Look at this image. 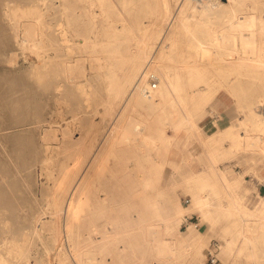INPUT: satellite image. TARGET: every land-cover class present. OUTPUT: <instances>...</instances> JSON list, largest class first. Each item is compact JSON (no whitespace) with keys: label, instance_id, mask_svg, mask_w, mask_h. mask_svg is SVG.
Returning a JSON list of instances; mask_svg holds the SVG:
<instances>
[{"label":"bare ground","instance_id":"bare-ground-1","mask_svg":"<svg viewBox=\"0 0 264 264\" xmlns=\"http://www.w3.org/2000/svg\"><path fill=\"white\" fill-rule=\"evenodd\" d=\"M52 1L54 2V0ZM177 1L178 0H152V2L151 0H140L139 2L138 0H70L68 5L63 3V5L59 6L58 8L56 7L57 11L58 12L60 11L59 14H57L58 17H56L59 19L58 28L61 32L60 34L61 39H63L65 42L66 41L69 42V40L72 39L71 41L72 43L71 44H69L70 42L67 43L66 57H64V55L63 56L60 55L61 57L58 56L59 58L57 59H60V61L57 60L58 62L55 63L49 60V58L52 59V57L56 55L53 54L55 50L53 45L55 43V39L57 38L53 34L52 36L55 37H52L53 39L52 42L51 43L48 42L49 34L45 30L46 24L44 25L45 22L43 21V16H42L43 12L41 13L40 9H36V8H29L24 11H17V9H15L13 11V16L18 20L30 19L29 23L28 22L27 24L24 23L26 27L23 30L25 31L26 37L25 38L23 36L22 37L24 38L23 39L24 41L28 42L29 47L35 50L37 54L36 56L39 59V68L43 71L44 69H47V74L44 75L42 72L37 79L41 82L38 83L42 84L41 86L43 90L48 91L46 90L48 88H51V90H53L55 87L57 89L58 87L56 85L58 84V80L56 79V75L59 74V72L63 71L64 73L62 76H64L65 74V77L68 78L66 80H71L74 82V84L69 85V87L67 88L68 93L70 94H67L68 96L67 95L65 96H67L69 100L70 99L69 95H72L73 97L71 96V100H75V102H77L75 104L78 105V101H81L80 99L81 94L83 95V93H86L85 87L89 82L87 79L86 80L88 82L82 80L83 71H86V69L88 68L87 60L93 61L94 59H100L101 58L100 54H103L105 59L104 65L106 66V68L107 69L116 68L120 71V77H118L119 75L118 73L112 79V83H111L112 93L110 94L111 96H109V99L105 101L106 103L103 106V110H101L103 120L104 118L109 117V122L107 124V127L100 134L99 125L96 122H94L95 119L91 120L88 123L83 124V126L85 127L84 132H81L80 136L73 143L74 156H75V159L73 158L74 164L71 168H69L66 171L63 181H66L67 178L70 177V175H71V179H69L67 185L66 182L65 183L60 182L59 184L57 183L54 191L53 192L50 191L51 193L48 192L50 194V198L48 202L49 205L48 214H51V216H55V214L61 213L65 215L67 220H71L75 208L77 209V207L82 204L83 194L86 193V190L88 188V183L91 180V177L94 175L96 168L100 165V163L102 162V158H104L106 154H112L115 157H117L118 159L117 164L121 165L122 167H130V163L135 165L136 163L132 161L124 163V161H122L119 155V152L121 150H126L128 147L130 148L134 147L137 144L136 142L143 138L146 142L153 143L157 139L156 136L157 133L160 132L162 129L166 128L169 122L177 117H180V120H182L179 122L182 125L183 131L186 129H190V130H195V132H197L199 129L200 135L204 136L207 140L208 139L218 140L220 139L219 138L220 135L226 134L230 136L229 148L232 152L250 151L257 154L259 153L260 158L264 160V114L257 112L251 103L247 105L249 109L248 115H246L245 118L241 117L238 119L239 125L237 127H234L231 124L225 126L224 128H218L214 132L208 134V133H203L202 128L201 127L198 128L195 121V116H197L198 113L200 114L205 112L209 108H214L213 105L210 106L206 104L207 100L210 97V94L213 92L212 84H210V80L208 77V74L211 70L227 69L230 70L231 72H237V74L238 73L246 74V76L249 77L246 88V91L248 92H250L251 90H253V88H255V86L257 85L256 84L257 79L264 81V17H262L263 13L262 10L260 9V4L261 3L264 4V0H216L214 2L202 5L198 8H193L188 0H180L181 1L180 4L182 7H179ZM143 6H147L148 8L143 9ZM52 9H53L52 11L54 12L53 6ZM120 9H124L125 12L124 15L121 13ZM142 9L143 12H141ZM42 11H45V9H42ZM49 12L47 13L49 14ZM44 14L45 13H43V15ZM64 17H65V21H64ZM216 19L223 20V25L219 28H217L218 26L216 28L211 26V24H213V22ZM54 22L56 23V21ZM132 27H134L137 30V34H134V32L130 31ZM201 29L204 30V37H199L197 34V32ZM127 30L130 31L131 38L135 39L134 43L128 42V40L126 39L128 37V35L125 33ZM182 36H184V38ZM180 37L183 38L182 39L183 42H181ZM181 43L186 45L188 53L186 56H182V58H179V54L182 53L183 50L180 48ZM47 44L51 47L47 48L48 47ZM57 53L59 52L57 51ZM91 65L94 68H99L100 66H103L102 63L99 62L93 64L91 63ZM40 69L39 71H41ZM151 73L154 74L156 78L155 86H157V80L159 82L158 91L150 93L151 98L153 97L151 101L153 105L157 107V109L154 110V112L150 117H145L144 115L141 114L139 116H135L132 113V110L134 108L133 100L135 99L136 96L146 95L147 93H149V91L152 90L151 89L152 81L150 80L149 77ZM34 80L35 79H33L32 81L33 83ZM65 83L66 82L63 83V86ZM2 86L4 85L1 84L0 87ZM262 87H264V84H262ZM189 88L190 90L192 89V93H190ZM88 92L90 91L88 90ZM51 95L48 97V99L50 100L47 101L49 104H47V102H42L41 100H37L35 102L33 101L31 106V104L28 102L32 110L34 109V113H33L34 116L37 115V117H39L38 119L42 120L46 118V114H48L50 117H53L55 114L58 115V113H60V110L58 109L59 108L58 105L60 102L58 101L57 97ZM65 96L63 95L62 98ZM84 98L86 99V97ZM7 100L9 101V99ZM193 100H197V104L195 105L193 104V106L191 107L189 104L194 103L192 102ZM82 101H84V99ZM256 101L260 102L262 101V98H257ZM26 102L27 101H23L22 104L24 105ZM89 103H91V101ZM82 105L84 104L82 103ZM82 105L80 107H82ZM194 106L195 108H197L195 112L191 110ZM25 109L28 112L30 111L27 108ZM78 109L79 108L77 107V111ZM198 110L201 111L198 112ZM24 114L26 115L27 113L24 112ZM51 120L50 122H53V118ZM30 122L32 121L30 120ZM50 122L48 127L43 128L42 133H40L42 140L46 143L45 144L43 142V144H45V148L49 147L48 142H50L51 139H56V128H54L52 123ZM33 132L32 133L28 132V135L29 133L33 135H35L34 134L35 132L38 133V131L36 130L34 133ZM9 134L7 133L8 138H9ZM12 141L14 142V140ZM24 141H26V139H24ZM13 142L12 144H14ZM26 142L25 144H27ZM33 142L35 141L33 140ZM5 143L6 142H4V144ZM211 159L213 163L210 168L212 174L218 172L223 180L224 185L230 187L231 181L229 182V175L232 172H230V170L228 169H221L218 164H214V162L215 163L218 162V159L216 157L214 158L213 152L211 155ZM263 169L264 166L260 165L257 166L256 170L254 171V174H256L259 177V181H264ZM0 170L4 171L2 169ZM5 172L8 171H4V173ZM47 173L50 176V178L53 177V173L51 172V170L48 169ZM3 177H0V180L3 179ZM190 178L193 179L192 177ZM116 181L124 193L123 201L120 202L119 218L123 220L122 223L124 224L126 222L128 223L133 222L134 218L131 214V209L128 207L125 201L126 197L128 198L131 192L129 194V191L121 184L120 180H116ZM197 181H198V177L197 175H195L194 183H190L191 185L194 184L195 188H190L188 190L191 196V200L188 206H184L182 205V203L175 200L173 203H170L165 206L164 208L165 213L163 214V212L161 211V207L158 206L157 204L158 201L156 199L151 200V208H150V212L152 214L151 217L159 221L158 223H161L171 236L170 238H157L155 236L156 235L155 233L154 234L155 237L152 236L150 238L151 240H153L152 242L154 243V244L152 243L153 246H151V244L150 246L156 249L155 250L154 248H152V250L154 249L155 251H157L159 255L162 256L163 255H167L169 257L170 255L175 256L179 253L180 254L182 253V249H184L188 245L190 240L194 241L195 248H197L198 245L204 242L202 232L200 231L199 228H196L194 224H188L187 227L185 228L186 230L181 231V229L179 228L180 218L184 213L194 211V212H198L201 215V218L205 224L213 225L217 217L215 215L214 208L216 209V212H219L222 215L239 214V213L245 214V216H241L240 218L241 222L238 223L236 226L233 227L232 225V226L224 227L223 233L228 239L227 245H230L229 243L230 241H232L231 236L233 234V229L237 230L238 231L237 234L243 239L241 245L239 246L240 251L245 246L250 247L254 243L255 235H250V233L248 234V232L246 231L248 229L250 231L251 229L259 230L258 235L261 236L262 242L264 243V194L259 195L258 204H256L252 208L245 205L242 199L243 196L236 194H233L234 196L231 201H224L220 197H216L215 201H213V198L209 196L210 195L209 183H207L204 180L203 176L200 177L199 182ZM8 182L9 181H7V183ZM4 183L6 184L5 181ZM10 183L11 181L9 182L10 186L16 185L13 184V182L12 184ZM6 189H8V187ZM6 189H4V191ZM2 190L3 187L0 184L1 194H2ZM12 190H14V188ZM140 191L143 192V190ZM14 192L15 190L13 191V193ZM9 194L12 193L10 192ZM1 197L3 199V196ZM9 197L13 198V196H9ZM99 201H102V198H100L99 195H96L94 197V203L95 202L99 203ZM1 202H3V200ZM9 202H11V200ZM8 204H6V206ZM18 204L20 203L18 202ZM2 206L0 208H2ZM6 206H4V208L6 212H8ZM12 207L15 206L12 205ZM40 207L41 210L42 205ZM8 210L10 211L9 208ZM13 213H15L14 210ZM45 213L47 212L45 211ZM8 214H6V217ZM1 216L3 215H0V217ZM35 216L36 215H34V217ZM12 217L10 216L9 218L11 219ZM39 217L40 215L38 216V219ZM13 219L15 218L13 217ZM13 219L11 220L13 221ZM51 219L53 221H50ZM51 219L49 221H46L45 219V222L42 221V224L46 225L47 227H50L49 224L51 225L53 224L50 222H54L53 217ZM249 220H251V222L252 220H254L255 222H253V224H250ZM27 221L29 222V217ZM144 221L145 219L139 218L138 222L136 221L135 222L139 224V226H141L140 223L142 224ZM243 221H246L245 222L246 224L243 223ZM111 223L112 225L110 229L106 227L105 228L101 227L100 225L95 223L91 224L88 235L83 236L81 240H79V234L75 238H72L70 244L71 247L69 248V251L63 250L62 245H60L59 242L58 243L55 242L57 243L56 250L58 257V260L56 262H58L59 264H73L70 261V257L72 258L73 254H75L76 256L77 245L83 243H87V245H89L92 248L91 250L93 251L95 249L97 251L107 250L114 252L118 257H120L123 247H121V244L119 243L127 238L124 247L130 246L132 245L131 239L133 236L131 232H128L129 228H127L126 226L120 228V224L115 219ZM15 224L17 226L18 222ZM12 225H14V223ZM22 225L24 224L22 223ZM146 226H148L149 231L151 230V232H148V234L153 235L152 230L154 227V223L147 224ZM13 228L12 230H14ZM35 228L36 227H34V229ZM12 233L14 234V231ZM95 235L100 236V238L98 237L95 239V237H97ZM141 235L143 234L141 233ZM39 236L38 239L40 238ZM2 238H4V235ZM12 243L11 245L7 244L10 245L8 249V253L15 252V254H17L21 252V251L17 252L19 250L18 248H20L18 244L17 245L15 244L13 246ZM72 252L73 254H71ZM7 256L9 257V255ZM20 256L21 257L19 256L18 257L19 259H21L22 264H27L25 262L26 260H23L24 255L22 254ZM89 259L92 260L93 258L90 257ZM194 259H195V253L192 254V261ZM7 260L5 257L2 256V253L0 252V264H8ZM51 263H53V261L50 262V264Z\"/></svg>","mask_w":264,"mask_h":264},{"label":"rangeland","instance_id":"rangeland-1","mask_svg":"<svg viewBox=\"0 0 264 264\" xmlns=\"http://www.w3.org/2000/svg\"><path fill=\"white\" fill-rule=\"evenodd\" d=\"M139 1L140 0H138V2ZM0 2H1L0 4V81H1L0 85L1 84L4 85L0 87V93H1L0 94V100H1L0 101V116H1L0 118L2 119V120L0 119V150H1L0 151V163H1L0 166L3 167L4 165V167L3 168L0 167V169L4 171H8L4 173V171L0 170V174L2 173L0 177H3V176L5 177V178L3 177L4 180L3 179L0 180V184L3 187L2 194L0 193L1 194L0 197L3 196V199L2 197L0 198L1 199L0 204L2 205L5 204L4 206H6V204L9 203L6 206L7 207L6 209L8 212H6L4 206L0 205V207L2 206V208H0V211H1L0 215H3L0 217L1 218L0 219V227H1L0 236L3 237L4 235V238L0 237V252L2 253V256L6 258V260L8 259L7 260L8 264H22L21 259H19V257H21L20 255L22 254L24 255L23 260H26L25 262L27 264L29 263L30 264H48V263L50 264V262L52 261L53 263L51 264H59L58 262H56L58 260L57 250H56V245L58 242L60 243V245H62L63 250L69 251V248L71 247L70 244H71L72 238H75L79 234V240H81L83 236L88 235L91 224L95 223V224L100 225L101 227H104V228L106 227L110 229L112 225L111 222L114 219L118 221V223L120 224V228H123L125 226L129 228L128 232H131L133 236L131 239L132 245L124 247V244L126 243L127 238L124 239V241L119 243L121 244V247H123V250L120 254V257L122 258L118 257L114 252L107 251V250L97 251L95 249L93 251L91 250L92 248L89 245H87V243H83V244L77 245L76 256L75 254H73V252L71 253L73 254L72 255L73 257L72 258L70 257V261L73 264H148V263L149 264H264V243L262 242L261 236L258 235L259 230L257 229H254V230L251 229V231L249 229L246 230L248 234L250 233V235H255L254 236L255 240H254V243L250 247L245 246L240 251L239 246L241 245V242L243 239L237 234L238 231L233 229V234L231 236L232 241H230L229 243L230 245H227L228 239L223 233L224 227L232 226V225L233 227L236 226L238 223L241 222V219H240L241 216H245V214L239 213V214L222 215L221 213L216 212L215 208H214L215 215L217 217L213 225L205 224L201 218V215L198 212H194V211L186 212L180 218L179 228L181 229V231H185L186 230L185 228L187 227L188 224H194V226L196 228H199L200 231L202 232L204 242L198 245L197 248H195L194 241L190 240L188 245L184 249H182L181 254L179 253L175 256L170 255V257L167 255H163L164 256L163 257L162 255H159L157 251H155L156 249L154 247H151L153 246L152 245L153 240H151L150 238L154 236L155 233H156L155 236L157 238H170L171 237L169 232L166 231V228L163 227L161 223H158L159 221L151 217L152 216L150 212L151 200L156 199L158 201L157 204L158 206L161 207V211L163 212V214L165 213L164 212L165 206L170 203H173L175 200L179 201L184 206H188L191 200V196L188 191L190 188H185L184 183L190 184L188 183V181H193L195 178V175L197 174H195L194 177L192 175H190L189 177H186L185 182H184L183 171L188 169L189 165H185V166L182 165L179 167V170H177L178 168H175L172 164H170V162H168V158L180 160L182 153L185 152V148L182 145L183 144L182 141L179 142L178 144H175L173 142L168 147V150L166 151L163 148L158 149L159 153L163 152L164 154L165 152H167L164 155H161V154L157 155V153H155V150L153 149L149 150L152 143L146 142L144 138L137 141L136 142L137 144L134 147H131V148L128 147L126 149L127 152L129 153L128 155H131L133 151H135V149L137 150L140 149L141 151H144V152L148 151L149 158L151 160L155 159L154 161H156L157 163V164H151L149 166L150 169L148 171L149 172L148 174L151 175L154 179L152 178L153 180L151 181V183H147L145 185V186L151 185L150 187L149 186L143 187L141 189L143 190V192L138 190L140 185H138L136 180H138V178H142V174L136 173L134 171L135 165L130 163V167H122L121 165L117 164V161H118L117 157H115L112 154H106L104 158H102V162L100 163V165L96 168L94 175L91 177V180L88 183V188L86 190V193L83 194L82 204L78 206L77 209L75 208L72 219L67 220L65 215L61 213H57L58 215L55 214V216H51V214H48L49 212L48 202L50 198L49 193L54 191L57 183L59 184L60 182H64V183L66 182V185H67L69 182V179H71V175H70V177H68L66 181H63L66 171L69 168H71L74 164L73 158L75 159V156H74L73 143L80 136V133L84 132L85 127L83 126V124L88 123L91 120L95 119L94 122H96L99 125L100 134L107 127V124L109 122V117H106L103 120L101 110H103V106L106 103L105 101H107L109 99V96H111L110 94L112 93V85H111L112 79L118 73H119L118 77H120V71L116 68L107 69L106 66L104 65L105 59H104L103 54H100L101 55L100 59H94L93 61L87 60L88 68L86 69V71H83L82 80L85 82H88V81L89 82L87 83L85 87L86 93H83V95L81 94L82 98L80 97L81 101H78V105L75 104L77 103L75 102V100H71L72 95H69L70 99L68 100L67 94H70V93H68L67 88L69 87V85L74 84V82L71 80H66L68 78L65 77V74L64 76H62L64 73L63 71L59 72V74L56 75V79L58 80V84L56 85L58 87L57 89L55 87L53 90H51V88L46 89L48 91L43 90L41 86L42 84H40L41 82L37 79H38V76L42 72L44 75H46L47 69H44L43 71L39 68V59L36 56L37 54L35 50L29 47V44L27 41L23 40L26 37L25 31L23 30L26 27L24 23L25 24H27V22L29 23L30 19H26L27 21L24 19L18 20L17 18L13 16V11L15 9H17V11H24L29 8H36V9H40L41 13L42 12L45 13L44 15L42 13V16H43V21L45 22L44 25L46 24L45 30L49 34L48 42L50 43L52 42L53 40L52 37L56 36L57 38L55 39L56 44L54 43L53 45L55 49L54 50L55 53L53 52V54H56V55L53 56L52 59L49 58V60L55 63V62L60 61V59H57V58L63 55L64 57H66L67 43L69 42H70L69 44L72 43L71 42L72 39H70L69 42L68 41L65 42L63 39H61V35H60L61 32L58 28L59 19L56 18L58 17L57 14H59L60 11L58 12L56 7L58 8L59 6L63 5V3L68 5L70 0H54V2L52 0H8V1L0 0ZM52 2L53 3L56 2L55 3L56 5L53 4ZM180 2H181L180 0L177 1L178 6L182 7ZM44 6L45 7L47 6V7L45 8ZM52 6L54 8V12L52 11L53 10ZM146 8L148 7L143 6V9H146ZM42 9H45V11H42ZM143 9L141 12H143ZM260 9L262 10V13H263L262 17H264V4L262 3L260 4ZM120 10H121V13L124 15L125 14L124 9H120ZM47 12H49V14ZM50 15L52 16V18ZM54 21H56V23ZM64 21H65V17H64ZM222 25H223V20L221 19H216L213 22V24H211V26H213L214 28H216L217 26H218L217 28H219ZM46 26H47V29H46ZM130 31L134 32V34H137V30L134 27H132ZM130 31L127 30L125 32L128 35L126 39L128 40V42L134 43L135 39L131 38ZM53 34L55 36H52ZM197 34L199 37H204V30L203 29L199 30ZM182 37L184 38V36ZM182 37H180L181 42H183ZM49 47L51 46L48 45L47 48ZM180 48L183 50H182V53L179 54V58H182V56H186L188 52H187L186 45L182 43L180 45ZM56 50L59 53H57ZM96 61L99 63H102L103 66H100L99 68L92 67L91 63L92 64L97 63ZM176 62H179V61H176ZM39 69L41 71H39ZM13 71L15 72V74ZM208 77L210 80V84H212L213 92L210 94V97L207 100L206 104L210 106L213 105L214 108L207 109L205 114L202 113L203 114L202 116H200V114L198 113L199 114L198 124L202 128L203 133L210 134L214 132L215 130H217L218 128H224L225 126L231 125V124L234 127H237L239 125L238 119L241 117L245 118L246 115H248L249 109L247 105L250 103L252 104V106H254V109L257 112L264 114V102H263L264 101V98H263L264 97V87H262V84H264V81L257 79L256 80L257 85L255 86V88H253V90L248 92L246 91V88H247V81L249 77L246 76V74H243V73L237 74V72H231L230 70H227V69L225 70L213 69L209 72ZM33 79H35L34 83L32 82ZM64 82L66 83L63 86ZM158 84L159 82L157 80V86L155 87L152 86L151 87L152 90L149 91V93H147L146 95H138L135 97V99L133 100V105H134V108L132 110L133 115L139 116L141 114V115H144L145 117H150L152 113L154 112V110L157 109V107L153 105L151 101L153 97L151 98L150 93L158 91L159 89ZM87 89L91 93L88 92ZM190 93H192V89L190 90ZM51 94L57 97L58 101L60 102L58 105L59 106L58 109L60 110V113H58V115L55 114L53 117H50L48 114H46V118L42 120L38 119L39 117H37V115L34 116L33 114L34 109L32 110L31 108L32 102L33 101L35 102L37 100H41L42 102H47L50 100L48 99V97ZM63 95L64 96L67 95L65 96L66 98L65 97L62 98ZM27 97H28V100H27ZM84 97H86V99ZM257 98H262V101L257 102L256 101ZM7 99H9V101ZM83 99L84 101H82ZM23 101H27V102L23 105L22 104ZM62 101H65V102H62ZM90 101L91 103H89ZM14 102L16 103V105ZM28 102L31 104V106ZM192 102L194 103L189 104L191 107L193 106V104L194 105L197 104V100H193ZM82 103L84 105H82ZM47 104L49 103L47 102ZM9 105H10V108H9ZM76 105L79 108L78 111L80 112L77 111ZM81 105L83 108L80 107ZM99 107L102 109H100ZM25 108L30 110L31 113L30 111L28 112ZM191 110L195 112L197 108H195L194 106ZM13 111H15L16 113ZM199 111L201 110H198V112ZM24 112L27 114L25 115ZM73 115L75 116V119ZM87 115L89 118L87 117ZM52 118H53V122L55 123L50 122ZM30 120L32 122H30ZM14 122L16 125L14 124ZM49 122L52 123L54 128H56V139H51L50 142H48L49 147L45 148L46 143L42 140L40 133H42L43 128L48 127ZM16 128L19 133L17 132ZM21 128H24V129H21ZM33 130L34 132L35 130L38 131V133L37 132L34 133ZM28 132H31V133L33 132L35 135L31 133H29L28 135ZM3 133L4 134L6 133V134L4 135ZM7 133L8 134L11 133L9 134V138H8ZM36 133L40 136H38ZM197 134L200 137V161L193 160L190 162V166L194 170H200V174L197 175L198 181L200 177L203 176L204 180L207 183H209V190H210L209 196L213 198V201H215L216 197H220L224 201H231L234 196L233 194L240 195L235 190L237 185L233 183V181H235L234 179L235 175H239V176L243 175L244 181L253 182L255 184V188L252 189L249 193H246L247 196L242 197L243 201L245 202V205L252 208L256 204H258L259 196H258L257 189L260 190L259 193L264 194V181H259L254 174V171L256 170V167L258 166L257 161L260 158L259 153L256 154L254 152L248 151L245 153L235 154V152L234 151L232 152L229 148L230 136L226 134L220 135L219 136L220 139L218 140L216 139L207 140L204 136L200 135L198 131L196 132L195 135ZM11 135H13L14 137ZM160 136H162V138L165 137V139H169L173 137L171 133V129L169 127H166L163 132L159 133L158 137ZM2 137H4L5 139ZM15 138H16L17 143L15 141ZM31 138H32V141H31ZM39 138L41 139V141ZM8 139L11 141H9ZM24 139H26L27 142L24 141ZM12 140H14V142ZM33 140L35 142H33ZM3 141L6 142L7 144L6 143L4 144ZM12 142L14 144H12ZM25 142L27 144H25ZM43 142L45 144H43ZM39 148L42 149L43 151L40 150ZM212 152H213L214 158L216 157L218 159V162L217 163L214 162V164H218L221 169H229L231 167L235 173L239 171L240 172L244 171L243 174H239V173L233 174L232 173L229 175V182L231 181L230 187H228L227 185H224L223 180L218 172L212 174L210 170L211 165L213 164L212 159H211ZM130 158L132 159V157L130 156L126 158V160H124V163L129 162ZM227 165H229L230 167ZM247 168H249V171H245ZM48 169L51 170V172L53 173V177L51 176L52 178H50V176L47 173ZM131 172L133 173L132 178L135 180V185L136 186L138 185V187L136 188H134V186L129 183L122 182V179L120 178L122 174L129 176ZM157 176L159 178H157ZM190 177H192L193 179H191ZM231 177H233V179ZM116 180H120L121 184L129 191V194L131 192L130 196H128V198L126 197L125 201L128 207L131 209V214L134 218L133 222H129V223L126 222L124 224L122 223L123 220L119 218V207H120V202L123 201L124 193L121 187H119V184H117ZM4 181L6 182L7 185L4 183ZM7 181L9 182L11 181L10 184H12L13 182V184H16V185H13L14 187L10 186L9 182L7 183ZM162 184H164L165 187H160V185ZM7 187L8 189H6ZM13 188L15 190L14 193H13L14 190H12ZM4 189H6L7 191L5 190L6 191L5 192ZM10 192L12 194H9ZM96 195H99L100 198H102V201H99V203L97 202L94 203V197ZM7 196L8 197L13 196V198L12 197L8 198ZM8 199L9 201L11 200V202H9ZM2 200L3 202H1ZM18 202L20 204H18ZM11 204L14 205L16 208L12 207ZM41 205H42V209L40 210ZM11 207L15 213H13V210L11 209ZM36 207L37 208L39 207L38 208L39 210ZM3 208L5 211L3 210ZM8 208L10 209V211L8 210ZM45 211L47 213H45ZM32 213L36 216L34 217ZM6 214H8L7 217H6ZM39 215L40 217L38 219ZM10 216L11 217L13 216L15 219H13L12 217L11 218L13 219L12 221L9 218ZM28 217H29V222L27 221ZM52 217L54 219V222H50V223H53L54 224V225L52 224L53 226L49 224L50 227H47L46 225L42 224V221L45 222V219L46 221H49ZM139 218H143L146 221V222L145 221L143 222L144 224L140 223L141 226H139V224L136 223L138 222ZM50 221H53V220L51 219ZM249 221L247 222H249L250 224H253V222H255L254 220H252V222L251 220ZM12 222L14 223V225H12L13 224ZM17 222L18 224L16 226L15 223ZM245 222L246 221H243V223ZM22 223L24 225H22ZM153 223H154V227L152 230L153 235H150L148 234V232H151V230L149 231V228L146 225L153 224ZM36 224L37 226H40V227H37ZM155 225H156V228H155ZM14 226L16 227V229ZM34 227L36 228L34 229ZM12 228L14 230H12ZM4 231H5V234H4ZM13 231H14V234L12 233ZM37 233H40V234H37ZM141 233L143 235H141ZM37 235L38 236L41 235L39 236L40 237L39 239ZM98 237L100 238V236H97L95 237V239ZM11 243L13 246L15 244L16 245L18 244V246L21 249L18 248L19 250L17 252L19 251L21 252L17 254H15V252L8 253V249ZM7 244H10V245H7ZM152 248H154L155 250L154 249L152 250ZM24 253L25 254L28 253L26 254L28 258ZM193 253H195V259L192 261ZM7 255H9V257ZM89 256L92 257L93 259L90 260ZM53 258L55 261L53 260ZM213 258H215L214 262L212 261Z\"/></svg>","mask_w":264,"mask_h":264},{"label":"crops","instance_id":"crops-1","mask_svg":"<svg viewBox=\"0 0 264 264\" xmlns=\"http://www.w3.org/2000/svg\"><path fill=\"white\" fill-rule=\"evenodd\" d=\"M205 113H206V111L203 112V114H205ZM203 114L200 113V116H202ZM195 119H196L195 121H196L198 128H200V125L198 124L199 114H197V116H195ZM179 121H182V120H180V117H177V118L171 120L167 126L171 129V133L173 135L172 138L165 139V137L162 138V136L158 137L159 133L163 132L165 128L162 129L160 132L157 133V135H156L157 139L151 144L152 147H150L149 150L153 149V150H155V153H157V155H160V154L164 155L167 152H165L164 154H163V152L159 153L158 149L163 148L166 151V150H168V147L173 142L175 144H178L179 142L182 141V143H183L182 145L185 148V152L182 153L180 160L168 158V162H170V164H172L175 168H178L177 170H179V167L182 165H184V166L189 165L188 169L183 171V177H184V182H185L186 177H188L190 175H192L194 177L195 174H197V175L200 174V170H194L190 166L191 161H193V160H199L200 161V137L198 134L195 135L196 134L195 130L186 129L183 131L182 125L180 124ZM198 132H199V129H198ZM238 153H245V152H235V154H238ZM128 154L129 153L127 152V150H121L119 152V155H120L122 161L126 160V158H128L129 156L132 157V159L130 158V161L136 163L134 171L136 173L142 174V178H138V180H136L138 185H140L138 190H141L143 187H148V186L150 187L151 185H148V186H145V185L147 183H151V181L154 179L151 175L148 174L149 173L148 171L150 169L149 166L151 164H157L156 161H154L155 159L151 160L149 158V152L148 151L144 152V151H141L140 149H138V150L135 149V151H133V153L131 155H128ZM214 154H215V152H214ZM259 157H260V155H259ZM257 164H258V166H260V165L264 166V160L259 158V160L257 161ZM227 166H229V165H227ZM152 167H154V166H152ZM249 168H247L245 171H249ZM228 170H230V172H232L233 174H238V173L243 174L244 173V171H242V172L239 171V172L235 173L231 167ZM132 172L129 176L122 174V176L120 178L122 179V182L129 183V184L133 185L134 188H136V187H138V185L137 186L135 185V180L132 178L133 177ZM263 172H264V169H263ZM255 176L259 180V177L256 174H255ZM157 178H159V177L157 176ZM231 178L233 179V177H231ZM234 179H235V181H233V183H235L237 185L235 190L241 196H247L246 193H249L252 189L255 188V184L253 182L244 181L243 175H240V176L235 175ZM197 182H199V181H197ZM188 183H194V180L188 181ZM160 187H165V185L162 184V185H160ZM184 187L185 188H195L194 184L191 185V184H185V183H184ZM257 192H258V196L261 195V193H259L260 192L259 189H257Z\"/></svg>","mask_w":264,"mask_h":264},{"label":"built area","instance_id":"built-area-1","mask_svg":"<svg viewBox=\"0 0 264 264\" xmlns=\"http://www.w3.org/2000/svg\"><path fill=\"white\" fill-rule=\"evenodd\" d=\"M188 1L190 2V4L192 5L193 8H198V7L202 6V5H205L207 3L214 2L216 0H188ZM149 77H150V80L152 81L151 82L152 83V86L155 87V85H156V78H155L154 74L151 73ZM212 261L214 262L215 261V258H213Z\"/></svg>","mask_w":264,"mask_h":264}]
</instances>
